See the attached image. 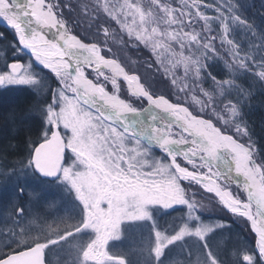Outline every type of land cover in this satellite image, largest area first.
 <instances>
[{"label":"rangeland","instance_id":"obj_1","mask_svg":"<svg viewBox=\"0 0 264 264\" xmlns=\"http://www.w3.org/2000/svg\"><path fill=\"white\" fill-rule=\"evenodd\" d=\"M44 1L50 5L64 29L79 39L74 28L78 26V22L84 24L82 29L93 35V42L86 45L99 51L103 59L117 61L124 72L137 79L152 97L168 100L163 95L169 91L160 88L161 93L153 92L157 88L156 79L166 82L173 91V102L168 100L169 102L184 106L196 118L212 120L220 131L244 144L253 159L252 152L241 139L238 126L234 124L237 110L233 102L222 99V85L209 81L205 89L199 82L204 58L211 62L212 56L217 57V53L211 41H206L204 45L200 43L202 31L192 23H202L205 32L212 31V24L207 16L202 17L194 4L174 0L172 3L180 6L178 13L171 7L173 5H169L171 0H164L166 5L159 0H85L86 4H79L77 0ZM73 13L78 21L72 20ZM185 18L190 24H185ZM108 20L116 24V32L103 25ZM98 21L102 23L100 31L88 25ZM229 24L221 30L223 33L219 34V41L227 47L235 64L243 66L247 59L242 57L240 49L234 48V36L239 34L241 39H245V34L242 28H239L242 32L237 31L233 22ZM27 33L26 37L30 40L34 34ZM18 36L16 34L19 56L7 66L11 69L13 64L25 67L31 65V79L34 83H3L0 92L22 89L31 93L33 99L26 101L24 107L33 100L32 113L34 110L37 112L29 117L35 116L41 122L42 133L38 140L44 143L55 135L61 138L64 144V161L59 179L44 184L35 176L30 159L26 163L18 161V167L8 174L1 172L3 168L0 165V231L10 228L13 232L11 239L1 240L0 244L3 245L0 246V256L5 248L10 247L12 252H16L43 245L46 264H131L128 262L129 257L121 254V248L127 250L129 256L131 252L139 254L142 251L141 242L144 241L143 251L149 264L159 263L165 252L169 253L167 257L173 264H221L216 259L217 253L226 256L227 252L232 260H238L235 264H242V259L250 254L247 240H243L242 250L230 248L232 228L214 221L209 204L216 199L218 205L235 222L249 228L248 233L255 238V249L258 238L249 217H245L247 209L238 205L240 212L235 213L214 193L209 194L194 181L178 177L164 156L145 145L132 132L123 131L112 122L102 112L103 107L99 105L100 110L94 107L97 104L84 90L79 95L86 96L94 106L85 103V99L78 100L74 94L71 75L62 67L54 68V62L48 63L22 52ZM34 42L39 43L36 40ZM53 49L45 45L42 51L53 53ZM148 53L151 54L149 57L146 56ZM22 54L27 57L23 62ZM5 58L0 50L2 79L8 75L2 71L6 67ZM161 66L168 71H161ZM38 67L54 77L58 88L49 85L50 81ZM140 67L153 71L154 78L149 76L148 79V74L141 71ZM141 74L145 75L142 77ZM87 75L109 94L116 92L133 105L143 102V108L147 106L145 100L132 96L124 84L112 82L109 72L91 69ZM11 78L19 77L12 72ZM211 88L218 91L221 101L218 97L213 99ZM187 103L192 107L189 108ZM178 117L188 123L182 113H178ZM156 126L163 127L178 144L193 142V133L184 127L168 122H158ZM229 130L234 131L237 136L228 134ZM186 150L179 149L173 154L178 166L189 173L219 182L222 187L217 185L221 192L227 190L239 204H249L236 186L223 184L213 169L197 157L189 158L186 154L201 151V157H205L207 154L203 148L193 145ZM253 161L256 162L254 159ZM259 170L261 175L257 173L256 179L264 186V174L260 167ZM180 180L195 188L185 190L186 187L180 185ZM196 187L213 198L200 200ZM19 188L28 194L25 198V205L28 207L18 206ZM11 194L17 196H13L12 200L15 201L7 209ZM19 208L21 214L17 215ZM251 209L252 216L257 219L258 212L253 206ZM173 210H178L177 216H171V221L167 223H158L157 219L161 215ZM68 217H72L74 223L66 232H58V229L52 231L45 226L53 223L62 225ZM7 219L12 225L6 222ZM163 263L168 264L167 259Z\"/></svg>","mask_w":264,"mask_h":264},{"label":"trees","instance_id":"obj_2","mask_svg":"<svg viewBox=\"0 0 264 264\" xmlns=\"http://www.w3.org/2000/svg\"><path fill=\"white\" fill-rule=\"evenodd\" d=\"M77 1H79V4H86L85 0ZM159 1L162 4H165L164 0ZM173 1L174 0H171V2L168 3L170 6L173 5L171 7L179 13L180 6H176V3H172ZM185 3H189V5L191 3L194 4L202 17L207 16L212 24V31L205 32V27L202 23L195 21L192 23L194 27L202 31V34L200 35V43L204 45L206 41H211L216 47L215 53H217V57L212 56L213 61L211 62H208L209 60L204 58L203 72L201 73L199 82L205 89L209 81H215L218 85L219 83L222 85L221 88H223L222 91H224L222 99L223 101L228 99L233 102L235 109L237 110V114L233 119L234 124L235 126H238L237 129L242 136L241 139L249 147L253 159L258 163L264 174V0H185ZM73 15L75 14H72V20L74 21L75 19L78 21L77 16ZM88 18L91 17L89 16ZM185 21V24H190L187 23L188 21L186 18ZM231 22L235 24L237 31H240L239 28H242V31L245 34V39H241L239 34H235L234 36V41L236 43L234 48L237 47L238 50L240 49L242 57L247 59V61L243 60V66H237L235 64L233 58L227 52V47L219 41L221 30L229 26V23ZM101 24L102 23L98 21L96 23H89L88 25H90L92 29L100 31ZM103 25L115 32L118 30L116 24L111 20L106 21ZM82 26H84V24L78 22V26L74 28L75 33L85 44L92 43L93 40L91 38L93 35L83 30ZM0 32H3V36H0V50L3 55L6 56L4 63L8 64L12 62L14 58L16 59V57L19 56L17 55L19 47L16 43V34L3 26H0ZM228 36H230V34H228ZM146 56L149 57V53ZM139 64L140 63L138 62L137 66H139ZM38 70H40L50 81L49 85L58 88L59 85H56L54 77L40 67H38ZM140 70L148 74V79L149 76L154 78L153 71H150L145 67H140ZM141 75L143 77L145 74ZM155 81L157 88H155V91L153 92L161 93V91H159L160 88H162L163 91H169V93L166 92V95L163 96H166L169 101L173 102L172 88L169 87L166 82L157 79ZM211 89L212 90L210 91L213 99L215 100L219 98L218 100L221 101L218 91L215 88ZM30 99H33V97L27 90H4L3 92H0V165L3 168V171H1L2 173H10L11 170L18 167L19 162L26 163V160L31 158L33 150L42 143L38 140L39 135L42 133V130L40 129L41 122L39 119H36L35 116L33 118L29 117L37 112L34 110L32 113L33 109L31 108V103L33 100H31V102L29 101V103L27 102L26 107H24L26 101ZM134 105L138 109H141L145 106V103L137 102ZM188 105L189 104L187 103V106ZM191 107L192 106L189 105V108ZM208 118L211 119V116H208ZM228 132L230 135L237 136L234 131L229 130ZM37 178L39 179V182L43 184L48 182L39 176H37ZM180 185L184 188L186 187L185 190H193V188H195L194 186L192 187V185H187L181 181ZM196 189L198 190L196 194H198V197H201L199 198L200 200H206L207 197L213 198L203 190L201 191L197 187ZM232 190L235 191V189ZM17 191L18 195L21 191V198L18 199L19 206H26L25 198L28 197V194L24 193L22 188H19ZM237 194H239V192H237ZM210 204L209 207L213 210L211 217L214 218V221L217 220L221 225L232 228V233L229 237L231 239L230 248L238 251L242 248L241 244H243V240H247V249L252 253L255 250L253 248L255 238L248 233L249 228L246 229L245 225H240L238 221L235 222L229 213L224 211L222 207L218 205L219 203L216 202V199ZM26 207H28V205ZM26 210L27 208H25V211ZM177 212L178 210H173L171 213L163 216L161 215L160 218L157 219L158 223L161 224L164 221H166L165 223L171 221V216H177ZM24 215H26V213H24ZM73 223L74 219L68 217L62 225L53 223L51 226L48 224H45V226L47 225V228H50L49 230L54 231L55 229H58V232L63 233L64 231H68ZM34 232L37 231L34 229ZM43 232L46 234L47 231ZM2 239L4 238L0 235V242ZM141 243L142 251L139 253L140 256L135 252H131V255L129 256L127 250H123V247H120L121 254L124 253L129 257V263L149 264V261L146 260L145 251H143L145 250L144 241ZM2 245L3 244H0V246ZM10 251V247L5 248V252L2 253L0 258L10 255L12 252ZM165 253L166 254L163 256L162 260L159 263L154 262V264H161V262H164L166 259L168 264H173L172 260H169L167 257L169 253ZM216 259L221 264H235V262L238 261L236 259L232 260L228 252L226 253V256L217 253ZM135 260L138 262H135ZM142 260L143 262H141ZM242 264H244V261Z\"/></svg>","mask_w":264,"mask_h":264},{"label":"water","instance_id":"obj_3","mask_svg":"<svg viewBox=\"0 0 264 264\" xmlns=\"http://www.w3.org/2000/svg\"><path fill=\"white\" fill-rule=\"evenodd\" d=\"M20 2H22L21 0H18ZM0 4H2L3 6L9 8V5L7 2L5 1H0ZM38 7V6H36ZM40 7V6H39ZM49 9V8H48ZM50 10V9H49ZM22 12L24 14H28L26 11ZM38 13L40 14L41 20L40 22L35 21V24L33 26H28V28H30V30H35V31H41L43 33H45V35H49L48 37L50 38L51 42L54 43L55 45L57 44V46L59 47V49L61 50V52L64 54V58L65 61L68 62L70 64V66L73 68L74 70V74H76V78H78L81 82H84L88 88L87 91L90 92L91 88H95V85L92 84L91 81H89L83 74L78 72V65H76L73 61V59H71V57L69 56L66 47H67V43H69L70 41L75 42V44H78L81 46V50L83 53H87L86 49L90 48V46L85 45L82 41L79 40L78 37H76L73 34L70 33H66L62 34V28L60 27L58 21H56L55 15L53 14V12L50 10V13H46L45 11H41L38 10ZM45 14H48V16H50L53 20L52 22H48L45 19ZM47 21V23L45 21ZM21 21V20H20ZM0 24H2L5 27H11L8 23H6V21L4 20V18L2 16H0ZM43 24V25H42ZM52 25L51 28L49 25ZM45 25H47V28L45 29ZM17 29V28H16ZM62 29V30H60ZM17 33H19L21 36L23 35L21 33V30L17 29ZM92 59V58H91ZM89 63H93V61L89 62ZM98 65L102 64L106 66V69L108 72H110V74L113 75V77H115L117 80H120L121 82L125 83V86L127 88V90L129 92H134L136 93L135 95H137L138 97H140L141 99L145 100L146 103H148V106L145 108V110L138 112L136 110H132L128 104H126L124 101L118 99L117 97H112L110 99H108V103L110 104H114L115 102H118L121 106V108L123 109V111L128 114L133 120H135V124L138 127L139 124L144 125L148 130H153L156 132V130L160 133L164 134V145L168 146L171 150H179V148H186L188 147L190 144L192 145H197L198 147H202L204 148L209 154H211V159L208 162V164H210L211 166H213L214 170L218 173V175L220 176L221 181L228 183V184H232V185H236L242 192V194L245 196V198L247 199V202L251 205H253L254 209L259 213L261 212L262 214V204L264 202V186H260V188L258 187V184H256L255 181L251 182L248 181L247 184H250L251 188L254 190V195L256 198H254L252 195H250L246 188H243V183L242 181L245 180V174L242 173L241 168H239L240 166V160L242 156H245V163H247V166L249 167L250 164H252L256 170L258 171V173H260L259 167L257 166L256 162H254L251 158V155L249 154L247 148L244 146V144H242L241 142H239L238 140H236L235 138L225 134L224 132H221L218 128H216L214 126V124L211 121H208L204 118H196L194 116L191 115V113L182 105L180 104H173L171 102H169L168 100H164L163 98L160 97H152L144 88L143 86L138 82L137 79L133 78V77H129L126 75V73L124 72V69L122 68V66H120V64L115 61V60H108V59H103L99 62H97ZM80 66H82L80 64ZM79 76H81V79L79 78ZM0 80H2L0 78ZM1 85V84H0ZM94 98L97 101H101L104 102V99H100L98 97H96L95 95H93ZM165 104L166 109L161 108L160 104ZM152 109L155 110L159 116L161 115L164 119H166L169 115H167L168 113H173V114H177V113H182L184 115V117L186 118L187 122L189 123L190 127L188 128L187 125L185 127L186 122L182 121L181 119H174L173 122L176 123V125L178 126H182L187 128L188 130H191L194 137H195V141L192 143H189L187 145H174V144H168V134H166L161 128L155 126L154 123L150 122L149 120H147L146 118V114L145 111L146 109ZM107 115H109V117L111 119H115L120 126H122L123 130L125 131H130L133 132L134 134H139V136H141V138L145 141V142H151L153 143L157 149H160L159 147L163 146L160 143H154L153 140L150 139L149 135H144L140 130H136L135 128H129L126 127L127 125H125V123H123L119 116L116 115L114 112L109 111L107 109ZM160 116V118H162ZM155 126V127H154ZM197 127L199 131H195L194 127ZM206 128L209 133L206 132H202L201 129ZM200 133V134H199ZM202 133V134H201ZM211 137H216V139L218 138V140L220 142H217L216 140L213 142H210V136ZM202 139V142H197V140ZM223 142V144H222ZM231 143L232 146L235 148V150L238 152L234 153L232 152V150H230L229 148H227L226 143ZM170 143V142H169ZM220 144H222L223 148L225 149V151H227V155L226 153H224L221 148H220ZM64 147H63V142L62 139H60L58 136H54L53 138H51L49 140V142H45L40 144L33 152L32 157H31V162L33 163V166L36 170V172H38V174H41L40 171H37V168H42L44 170L45 173H50L51 175H42L44 176L48 181H54L56 180L55 176L59 175L60 176V169L62 166V157H63V153H64ZM215 151V152H214ZM237 158V161H235ZM250 163V164H249ZM249 164V165H248ZM223 168H233L236 174V182L232 183L229 182L228 180H226L223 176L220 175V171ZM221 169V170H220ZM194 175V174H193ZM261 175V173H260ZM195 181L198 185L202 184V181H200V177L195 175ZM228 194V192H227ZM19 195H21V191L19 192ZM217 195V194H216ZM249 204H237L239 206L244 207L245 209H249V212L252 210L251 206H249ZM243 214V213H242ZM251 214V213H249ZM251 216V215H250ZM250 223H251V227H252V220L250 219ZM253 228V227H252ZM43 249L42 247H33L32 249L29 250H24L22 252L19 253H14L10 256H7V258L12 262V264H45V259L43 258Z\"/></svg>","mask_w":264,"mask_h":264},{"label":"bare ground","instance_id":"obj_4","mask_svg":"<svg viewBox=\"0 0 264 264\" xmlns=\"http://www.w3.org/2000/svg\"><path fill=\"white\" fill-rule=\"evenodd\" d=\"M0 1H4V0H0ZM14 1L15 3L13 4L14 6H9L11 10H4V12L8 13V15H12L13 13L16 14V16L19 17V19L21 21H26L28 23H32L33 21H40V18L38 17L40 14L38 13V10H42L41 6L43 7V5H45V1L44 0H21L22 3L18 0H12ZM38 6V7H36ZM40 6V7H39ZM45 8V7H43ZM22 9L23 11H26L28 14L27 16L25 14H23L22 12ZM0 13H2V10L0 9ZM46 17V14L45 16ZM18 22V21H17ZM19 23V22H18ZM47 23V22H46ZM11 24H12V21H11ZM13 25H16L17 27V23H13ZM23 24L19 23L18 26H22ZM43 25V24H42ZM49 25V24H47ZM47 25H45V29L47 28ZM50 28L52 25H49ZM18 30H20L18 27H17ZM62 30V29H60ZM66 29L62 30V34H65L66 33ZM23 33V32H22ZM68 33V32H67ZM43 35H39V36H34V39H32V41L29 40V38L25 39L23 38V44L26 46V48L32 52V54H34V56H37L38 58H40V60H42L43 58H48V59H54L56 60V62H54L55 64V67L54 68H57V67H62V69H64L66 72H69L70 74H73L75 77L76 74H74V70L71 66L68 65V63H66L65 61V58H64V54L61 52V50L59 49V47L56 45H54V43L51 42L50 38L48 37L49 35H45V33H42ZM34 40H36L37 42L39 43H35ZM34 42V43H33ZM47 45V46H50L52 48V45L54 47L53 49V53H47V52H43L42 51V48ZM66 50L69 54L70 57H72L71 59H73L74 63L76 65H78L79 67L78 68H92V70H95L97 72H100L101 69H99L101 67V65L99 66L97 62L101 61L102 60V57H101V54L99 51L93 49L92 47L86 49V52L87 53H83L82 50H81V46L78 45V44H75V42L73 41H70L69 43H67V47H66ZM92 58V59H91ZM95 62L94 64H90L89 62ZM49 63V62H48ZM80 64L82 66H80ZM98 66H97V65ZM91 65L94 67H91ZM84 74V73H83ZM79 78L81 79V76H79ZM75 84L77 85V93L79 92L80 89H85L87 90L88 86L84 83V82H81L78 78L76 79V82ZM89 95L93 96L95 95L96 97L98 96V94L100 96H106L104 95V90L103 88L99 87V88H91L90 89V92L86 91ZM132 95L133 94H136V93H132L130 92ZM83 100L85 99V103H87L88 105H92L90 104V100L87 99L86 96L84 95H81L80 96ZM94 106V105H92ZM161 108L163 109H166L167 106H165V104H160ZM94 107L98 108L99 110L101 109V107L99 105H95ZM156 111L155 110H152V109H146L145 113L146 114V118L147 120H149L150 122L152 123H156V120L157 122H160V123H169V124H173L171 123V119L169 118L170 116H168L166 119H164L162 117L163 120L159 121L160 116L158 113H155ZM168 115V114H167ZM172 116L173 117H178V113L176 114H173L172 113ZM126 119L123 120L125 121L124 123L127 125L126 127H133V126H136V124L132 121H130L129 118L127 117H124ZM181 119L182 121H184L181 117H178V119ZM176 119V118H175ZM185 124V127L187 125V127L189 128L190 125L189 123H184ZM155 127V126H154ZM138 129H140L141 131L143 130V128L141 126L138 125L137 127ZM161 129H163V127L160 126ZM197 131L198 128H197ZM201 131L204 133H208L203 127L201 129ZM143 132H146V131H143ZM200 134V133H199ZM202 134V133H201ZM150 139L153 140L154 143H161L160 140L161 138L164 137V134L163 133H160L156 130V134H154L153 132H150L149 134ZM210 142H214L215 140L217 142H220L218 140V138L216 139V137H211V134L210 136ZM164 142V141H163ZM172 142V141H170ZM223 144V142H222ZM222 144H220V148L221 150L226 153L227 155V151H225V149L223 148ZM227 145V148H229L230 150H232V152L236 153L237 151L235 150V148L232 146L231 143H226ZM215 152V151H214ZM238 153V152H237ZM195 154H199V153H195ZM197 158H200V154L199 155H195ZM195 157V158H196ZM206 159V161H209L208 158H204ZM237 161V158L236 160ZM240 167L241 168V171L243 174H245V180L242 181L243 183V188H246L247 192L252 195L254 198L255 195H254V190L251 188L250 184H247L248 181H255L256 184H258V187L260 188V186H263L259 183V180L256 179L257 177V173L254 171V168L252 167V165L248 164L249 167L247 166V163H245V156H242L241 157V160H240ZM175 168L185 177H187L189 174L186 170H184L183 168L181 167H178L176 165H174ZM221 170V169H220ZM220 175L221 176H225L224 178L226 180H228L229 182H236L237 178H236V174H235V171L233 168H223L221 171H220ZM193 178V176H192ZM203 181V186L206 187L207 190L211 191V192H216L218 194V196H220L222 198L223 201H225L226 203V206L229 207L233 212H237L239 213V209H238V206L236 205V200H234L231 196L227 195V194H222L219 190V186L212 180H210L209 178H206V177H203L201 179ZM262 214L261 212L258 213V218L255 219L254 216H250L253 212L252 210L249 212V209H247V212H246V215L245 217H249L251 220H252V227L254 229V232L256 234V238L258 239H261L262 242H264V202L262 204ZM251 213V214H249Z\"/></svg>","mask_w":264,"mask_h":264},{"label":"snow or ice","instance_id":"obj_5","mask_svg":"<svg viewBox=\"0 0 264 264\" xmlns=\"http://www.w3.org/2000/svg\"><path fill=\"white\" fill-rule=\"evenodd\" d=\"M8 13H0V16H7ZM13 19H18L15 13L12 14ZM0 36H3V32H0ZM6 67L2 69V71L8 75H5L2 80H0V84L3 83H20V84H31L34 81L31 79L33 73L31 71L32 66L29 65L27 67L23 65L13 64L11 69L8 68L7 63L5 64ZM43 67L44 65L41 64ZM15 72L18 79H12L11 73ZM37 171H40L42 175H51L50 173H45L42 168H37ZM56 179H59V175L55 176ZM264 239V238H262ZM257 247L255 250L249 254L248 257L244 259V264H264V242L261 239L256 240ZM0 264H12V262L7 258L3 257L0 258Z\"/></svg>","mask_w":264,"mask_h":264},{"label":"flooded vegetation","instance_id":"obj_6","mask_svg":"<svg viewBox=\"0 0 264 264\" xmlns=\"http://www.w3.org/2000/svg\"><path fill=\"white\" fill-rule=\"evenodd\" d=\"M9 1V0H8ZM10 2V4L13 6V4H12V2L11 1H9ZM31 24H33V22L31 23ZM11 30H13L14 31V33L15 34H17V36L19 37V40H20V44H21V51H22V49H23V51L22 52H26V54H29L28 52H27V48H26V46L23 44V38H27L26 37V34H28V33H26L25 31H24V29H23V38H21L22 36H20V34L19 33H17L16 32V30H14V29H11ZM29 33H31V34H34L33 35V37H31L30 38V40H32V39H34V36H39L40 34L39 33H37L36 31H31V30H29L28 31ZM53 47V46H52ZM54 48V47H53ZM20 49V48H19ZM23 55V54H22ZM29 56H32L33 57V55L32 54H29ZM24 58H27L26 57V55L24 54L23 56H22V62L24 61ZM49 62H56V60H54V59H48V58H46ZM97 65V64H96ZM101 65V67L99 68V69H101V70H104V71H106L107 69H106V66L105 65H102V64H100ZM99 65V66H100ZM98 66V65H97ZM91 67H94V65L93 66H91ZM92 68H90L89 67V69H87V70H84V68H79V71L81 72V73H84L85 74V76L88 78V80L89 81H91L92 82V84H94L97 88H99L100 86H98L97 84H95V82L93 81V80H91L90 79V77H88V75H87V72L89 71V70H91ZM100 70V71H101ZM94 71V70H93ZM108 72V71H107ZM110 73V72H109ZM126 73V72H125ZM111 75V77H112V82H114V83H116L117 85L119 84V85H122V84H124V87H126L125 86V83L124 82H121L120 80H117L115 77H113V75L112 74H110ZM126 75L127 76H129L127 73H126ZM101 88V87H100ZM104 90V89H103ZM113 92V91H112ZM104 93V95H106V96H100L99 94H98V97L99 98H102V99H104V102H102V100L101 101H97L96 99H92L97 105H104V104H106V105H109V103H108V97L109 96H117V97H120V95H119V93H116V92H113L112 94H109L107 91H104L103 92ZM133 96H136V97H138L137 95H135V94H133ZM121 98V97H120ZM127 101V100H126ZM129 104H131V106H134L132 103H130L129 101H127ZM110 106V105H109ZM13 196L14 195H9V199H8V203H7V205L9 206L7 209H9L11 206V202H14L15 201V199L14 200H12V198H13ZM19 197L21 198V195H19ZM16 203H17V201H16ZM16 203H15V206L14 207H16ZM18 206H19V202H18ZM21 214V209L19 208L18 209V212H17V215H20ZM5 215V214H4ZM8 215V214H7ZM6 222H8V224L10 225L11 223L8 221V219H7V221ZM22 224V223H21ZM12 225V224H11ZM20 228V227H19ZM12 231H11V229L10 228H6V229H3L2 231H0V235L4 238V239H11V235H12Z\"/></svg>","mask_w":264,"mask_h":264},{"label":"clouds","instance_id":"obj_7","mask_svg":"<svg viewBox=\"0 0 264 264\" xmlns=\"http://www.w3.org/2000/svg\"><path fill=\"white\" fill-rule=\"evenodd\" d=\"M149 55H151V54H149ZM160 70L164 71V72L168 71V69L166 67H163V66H161ZM161 264H163V262H161Z\"/></svg>","mask_w":264,"mask_h":264}]
</instances>
